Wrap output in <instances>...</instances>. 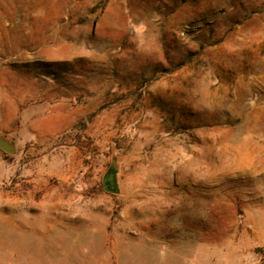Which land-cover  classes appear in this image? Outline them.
I'll return each mask as SVG.
<instances>
[{
  "label": "rangeland",
  "instance_id": "374dc122",
  "mask_svg": "<svg viewBox=\"0 0 264 264\" xmlns=\"http://www.w3.org/2000/svg\"><path fill=\"white\" fill-rule=\"evenodd\" d=\"M0 133V264H264V0H0Z\"/></svg>",
  "mask_w": 264,
  "mask_h": 264
},
{
  "label": "water",
  "instance_id": "95a60500",
  "mask_svg": "<svg viewBox=\"0 0 264 264\" xmlns=\"http://www.w3.org/2000/svg\"><path fill=\"white\" fill-rule=\"evenodd\" d=\"M0 150L10 155L16 153L15 143L4 133H0ZM117 171L116 158L113 157L101 179L102 189L105 192L111 194H117L119 192Z\"/></svg>",
  "mask_w": 264,
  "mask_h": 264
},
{
  "label": "crops",
  "instance_id": "0c3cea01",
  "mask_svg": "<svg viewBox=\"0 0 264 264\" xmlns=\"http://www.w3.org/2000/svg\"><path fill=\"white\" fill-rule=\"evenodd\" d=\"M34 130L37 129V125L34 123L33 125ZM3 155H8L7 153L0 150V182L7 181L15 174V164L9 160L4 159ZM259 244V243H258ZM263 243H260L261 246ZM259 249H256L258 252Z\"/></svg>",
  "mask_w": 264,
  "mask_h": 264
},
{
  "label": "built area",
  "instance_id": "2783aa9c",
  "mask_svg": "<svg viewBox=\"0 0 264 264\" xmlns=\"http://www.w3.org/2000/svg\"><path fill=\"white\" fill-rule=\"evenodd\" d=\"M253 261H256L257 263L258 262L264 263V249H262L261 251H259V253L255 255Z\"/></svg>",
  "mask_w": 264,
  "mask_h": 264
},
{
  "label": "trees",
  "instance_id": "16d2710c",
  "mask_svg": "<svg viewBox=\"0 0 264 264\" xmlns=\"http://www.w3.org/2000/svg\"><path fill=\"white\" fill-rule=\"evenodd\" d=\"M104 6V3L103 2H101V3H96L95 4V7L96 8H99V7H103ZM3 157H4V159H6V160H8L9 159V157L7 156V155H3Z\"/></svg>",
  "mask_w": 264,
  "mask_h": 264
}]
</instances>
